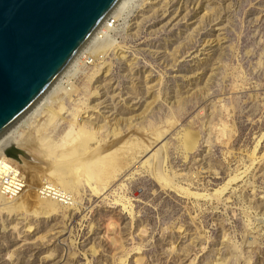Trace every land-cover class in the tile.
I'll list each match as a JSON object with an SVG mask.
<instances>
[{"label":"rangeland","instance_id":"1","mask_svg":"<svg viewBox=\"0 0 264 264\" xmlns=\"http://www.w3.org/2000/svg\"><path fill=\"white\" fill-rule=\"evenodd\" d=\"M102 42L72 98L13 131L30 185L0 199V264H264V0H131ZM155 172L202 193L238 179L199 198ZM42 178L74 203L48 211Z\"/></svg>","mask_w":264,"mask_h":264},{"label":"water","instance_id":"2","mask_svg":"<svg viewBox=\"0 0 264 264\" xmlns=\"http://www.w3.org/2000/svg\"><path fill=\"white\" fill-rule=\"evenodd\" d=\"M121 0H0V138Z\"/></svg>","mask_w":264,"mask_h":264},{"label":"bare ground","instance_id":"3","mask_svg":"<svg viewBox=\"0 0 264 264\" xmlns=\"http://www.w3.org/2000/svg\"><path fill=\"white\" fill-rule=\"evenodd\" d=\"M131 0H121L118 5L111 11V13L109 14V17L107 19V21L109 22V19L111 18H117L120 15H122L124 13V11L126 10V8L128 7V4ZM107 21L105 20L98 28L97 30L89 37V39L85 42V44L81 47V49L78 51V53L76 54V56L72 59V61L69 63V65L64 69V71L61 73V75L54 81V83L46 90V92L42 95V97L39 99V101L31 108L29 109L13 126L12 128L7 131L1 138H0V158L3 159H9L10 161L14 162L16 165H18V167L20 168V172L23 175V177H25V188L24 190L19 194H23L25 191H27L28 187H29V182L27 179V176L25 174V172L22 170L27 163V158L25 157V151L22 150V148L18 147L19 144L18 142H16L14 140V134L13 131L18 127L21 126L23 124V121L27 118L28 115L30 114H34L37 115L39 114L41 111H44L46 109H51L52 104L54 102L55 96H57V93L60 90H63V92L69 99L72 98L74 92L76 91V87L72 85L73 82V77H75L76 73L78 72V70H80L83 65L85 60L88 58L86 56V53H91L94 55L97 54L98 52H101L103 49V42L102 39L104 40V38H107V34L109 32V27L107 26ZM62 95V94H61ZM65 97V96H64ZM66 135V134H65ZM198 137L197 135L192 132L191 130H185L182 134V144L184 145V147L188 150L191 151L195 148V145L197 143ZM18 146H17V145ZM259 146V145H258ZM257 148H255L256 150ZM47 153V152H46ZM110 151L109 152H105V153H99L96 156L97 159H107L110 156ZM257 157V156H256ZM80 161V160H79ZM83 163V159H81V164L78 163L77 167H80L82 174L87 182V184H89V186L92 188L93 192H97L95 189V184H94V176L96 173V168L89 166V163ZM29 166V165H28ZM27 167V166H26ZM71 171L72 167L70 164H64L63 166V173L65 172V170ZM27 173V172H26ZM156 177L159 178L160 181H163L164 183H166L167 185L170 186L171 189H175L177 191H181L183 193H186L188 196L193 195L196 197H205L207 198V196H212V197H216L217 199H221V197L223 196V194L226 192L225 190L227 189V187H229V184L231 182H233L234 180L238 179V175H234L231 176V178H229V180L223 184L222 186H220L219 188H217L214 193H202V192H193L190 191V188L188 187H184V186H180V185H176L173 182L169 181L166 177H164L163 175H160L159 173L155 172ZM37 174V173H36ZM42 185L38 188L36 194L40 196V189L45 186L46 184L50 185L52 190L60 193L62 195H64L66 197V199H70L72 200L71 204L74 203V197H73V193L70 192L68 189H66L67 187L64 186L60 181H53V180H49L47 178H42ZM62 181L65 182V184L67 185L68 183L65 181V178L61 179ZM69 183L71 184V182L69 181ZM231 186V185H230ZM29 191V190H28ZM19 195H17L16 197H18ZM35 197V196H34ZM10 197L4 195L1 191H0V199L3 200H8ZM42 199V204L45 206V208L48 211H52L54 209L55 206V200L56 201H60L57 198H53V197H43ZM64 201V200H61ZM70 203V202H68ZM24 205V203H23ZM46 210V212H47Z\"/></svg>","mask_w":264,"mask_h":264},{"label":"built area","instance_id":"4","mask_svg":"<svg viewBox=\"0 0 264 264\" xmlns=\"http://www.w3.org/2000/svg\"><path fill=\"white\" fill-rule=\"evenodd\" d=\"M108 19V18H107ZM106 19V21H107ZM114 18L107 21V26L112 28L114 23ZM25 188V177L20 172V168L14 162L9 159L0 158V191L10 197L14 198L19 195ZM41 197H53L57 198L62 202L68 203L70 199L60 193L52 190L51 186L46 184L40 190Z\"/></svg>","mask_w":264,"mask_h":264}]
</instances>
